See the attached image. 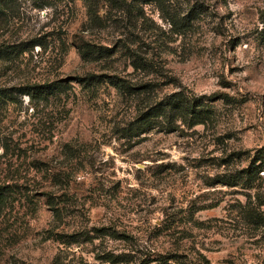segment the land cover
<instances>
[{
  "label": "rangeland",
  "instance_id": "rangeland-1",
  "mask_svg": "<svg viewBox=\"0 0 264 264\" xmlns=\"http://www.w3.org/2000/svg\"><path fill=\"white\" fill-rule=\"evenodd\" d=\"M128 1L130 18L100 5L98 23L84 0H12L0 19V45L23 48L0 59L12 97L0 106V184L20 188L0 207V264H264V223L246 224L243 188L223 182L264 158V0H199L215 15L179 36L158 5L187 0ZM117 40L152 72H134L120 50L94 62L78 54L83 41ZM87 73L151 80L152 99L178 89L226 97L208 103L205 126L135 135L126 127L145 101L84 87ZM48 82L57 88L46 99L17 90Z\"/></svg>",
  "mask_w": 264,
  "mask_h": 264
},
{
  "label": "trees",
  "instance_id": "trees-1",
  "mask_svg": "<svg viewBox=\"0 0 264 264\" xmlns=\"http://www.w3.org/2000/svg\"><path fill=\"white\" fill-rule=\"evenodd\" d=\"M134 4H135V0ZM151 0H143L146 4ZM160 2L159 0H155ZM192 1V3H190ZM187 0V5L184 9L164 8L158 5L160 17L177 36L185 35L195 22L203 19L205 16H213L215 13L210 10L209 4L199 2V0ZM87 4L88 15L90 21L98 23L101 19L98 15L99 8L105 6V12L115 10L119 16H126L130 18L133 14V3L128 0H84ZM101 5V6H100ZM12 5V0H0V19L6 17V10ZM138 14L143 17L142 10L138 9ZM135 24V23H133ZM122 34V33H121ZM115 48L98 45L90 41H83L78 44V54L84 62H94L97 60H109L118 50L123 51L133 71H151L153 63L147 56H141L133 49L127 42L117 40ZM15 47H2L0 45V59L16 56L20 50ZM11 48V49H10ZM108 83L116 88L120 94L128 96L135 100H140L141 103L145 101V105L137 110L138 115L132 119V122L126 127L135 135L143 134L159 124H165L167 132L176 130L181 125L186 127H193L196 125H207L212 122L214 118L213 111L208 107L210 101L219 100L226 95L208 97L206 95L196 96L178 89L172 92H166L152 99L150 94L153 90L152 81H145L137 84L130 79H124L116 74H94L87 73L84 76L78 77V83L84 87H93L100 83ZM56 82L42 83L34 86H26L17 89L22 94H27L29 97H37L46 99L53 94ZM52 90V91H51ZM7 90L0 89V106L8 100H12L11 94L6 93ZM258 162V163H257ZM264 170V158L262 155H255L251 158L248 167L238 171L237 176L226 177L222 181L228 186H238L243 188L244 201L239 202L238 215L246 224H254L260 226L264 223V186L262 182L264 179L259 172ZM264 175V172L263 174ZM20 188L17 184L4 183L0 184V207L7 206L15 201L19 196ZM47 204L51 206L54 216H59V207L52 195L47 197ZM107 261L111 263L119 262L117 257H106Z\"/></svg>",
  "mask_w": 264,
  "mask_h": 264
}]
</instances>
